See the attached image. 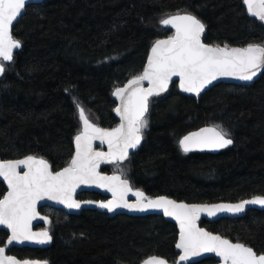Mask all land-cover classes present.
I'll return each instance as SVG.
<instances>
[{"label":"trees","instance_id":"trees-1","mask_svg":"<svg viewBox=\"0 0 264 264\" xmlns=\"http://www.w3.org/2000/svg\"><path fill=\"white\" fill-rule=\"evenodd\" d=\"M189 12L205 25L212 45H264V24L247 14L242 0H42L26 5L12 26L21 42L10 62L0 61V159L45 158L52 171L66 167L81 131L76 102L104 129L117 127L113 91L143 72L152 44L173 35L160 20ZM142 144L118 172L148 197L166 195L198 203L238 201L264 195V69L251 84L218 82L200 95L175 82L149 98ZM93 123V124H94ZM221 125L233 140L217 153L183 152L190 130ZM6 186L0 180V198ZM80 199H98L94 192ZM52 236L47 248L10 247L18 258L47 264H141L152 255L177 259V228L162 215L116 214L94 209L67 214L44 206ZM200 225L264 253V209L235 218L201 219ZM44 226V227H45ZM42 226H39L41 228ZM8 233L0 229V247ZM214 257L192 264H215Z\"/></svg>","mask_w":264,"mask_h":264},{"label":"snow or ice","instance_id":"snow-or-ice-1","mask_svg":"<svg viewBox=\"0 0 264 264\" xmlns=\"http://www.w3.org/2000/svg\"><path fill=\"white\" fill-rule=\"evenodd\" d=\"M249 15L264 22V0H242ZM27 0H0V61H12L13 50L21 42L12 35L13 22L26 8ZM161 25L175 29L174 35L156 40L147 57L143 72L133 76L124 87H116L112 95L119 101L114 109L120 117V124L112 129H103L91 123L84 107L76 102L82 130L75 136V154L67 167L53 172L49 163L33 155L23 159L0 160V177L7 184V192L0 198V225L10 235L7 243L25 240L47 243L51 240L47 231L33 233L31 221L36 217V203L47 198L56 200L68 208H80V201L73 199V193L80 184H95L112 193L108 201H84L96 203L109 212L122 207L144 211L159 209L165 216L172 217L179 225V239L175 247L180 250L179 261L201 253H214L221 264H264V253L257 254L252 247L232 242L220 235H214L197 226L200 214L206 212L215 216L219 212L240 213L245 205L264 206V195H257L236 204H186L167 196L150 198L140 190L133 191L128 180L120 176H103L97 171L102 161L120 162L127 159L129 149H134L142 140V130L147 127L146 114L149 98L168 90L173 77L179 78L183 92L199 95L203 89L218 77H233L251 81L264 68V45L248 44L246 47H229L205 44L201 37L205 25L197 16L177 13L162 18ZM5 70L0 63V74ZM147 81L148 87L143 86ZM100 140L108 145V151L93 149V141ZM185 153L193 149H222L233 143L230 134L221 125L201 128L190 132L178 141ZM23 169V171H20ZM129 192L137 198L129 203ZM179 261L177 264H179ZM0 264H46L33 260H18L6 256L0 247ZM142 264H167L157 256H150Z\"/></svg>","mask_w":264,"mask_h":264},{"label":"water","instance_id":"water-1","mask_svg":"<svg viewBox=\"0 0 264 264\" xmlns=\"http://www.w3.org/2000/svg\"><path fill=\"white\" fill-rule=\"evenodd\" d=\"M40 1H42V0H27V4H26V5H28V4H30V3L40 2ZM244 8H245V7H244ZM245 10H246V8H245ZM23 11H24V10H22L21 15L23 14ZM246 12H247V10H246ZM181 14H182V13H181ZM247 14H248V12H247ZM21 15H20V16H21ZM248 15H249V14H248ZM20 16H18V18H19ZM249 16H251V15H249ZM251 17H253V16H251ZM18 18H17V19H18ZM254 18H256V17H254ZM256 19H257V18H256ZM14 23H15V21L13 22V24H14ZM263 24H264V22H263ZM174 32H175V29H174V31H173V35H174ZM202 36H203V34H202ZM167 38H168V37H164V38H161V39H158V40H163V39H167ZM201 39H202V41H203L205 44H210V43H206V42L204 41L203 37H201ZM210 45H212V44H210ZM213 46H215V45H213ZM236 48H240V47H236ZM18 49H19V48H18ZM18 49H14V50H13V53H15ZM150 50H151V48H150ZM150 50H149V53H150ZM149 53H148V54H149ZM4 62L7 63V62H9V61H4ZM146 63H147V59H146ZM146 63H145V64H146ZM263 69H264V68H262V69L257 73V75H256L255 77H253V79H252L251 81H242V80H239V79H236V78H233V77H218V78H217L216 80H214L211 84H209L205 89H203V90L201 91V93L205 92L207 89H209L211 86L215 85V84L218 83V82H226V83H231V84H251V83H253V82L259 77V75H260V73L262 72ZM1 75H2V74H0V76H1ZM173 82H175L176 85H177L178 88H179V78H178V77H173L172 82L169 83V87L171 86V84H172ZM125 84H127V81H126L124 84H122V85H120V86H118V87H124ZM143 86H144L145 88L148 87V83H147V81H144V82H143ZM169 87H168V89H169ZM114 90H115V89H114ZM179 90H180V88H179ZM180 91H181V90H180ZM181 92L184 93V94H187V95H191V96H192V95H193V96L196 95L195 93H187V92H183V91H181ZM201 93H200V94H201ZM200 94H199V95H200ZM113 99H114V101H115V108H116V107L119 105L120 101H119L115 96H113ZM114 112H115V111H114ZM115 115H116V117H117V119H118V121H119V124H120V117L116 114V112H115ZM119 124H118V125H119ZM95 125H96V124H95ZM118 125H117V126H118ZM96 126L102 128V127L99 126V125H96ZM212 126H215V125H212V124H206V125L200 126V127L196 128V129L190 130L189 132L185 133L183 136L187 135V134L190 133V132H196V131H199V129H201V128L212 127ZM82 127H83V126H82ZM103 129H104V128H103ZM81 130H82V128H81ZM183 136H182V137H183ZM182 137H181V138H182ZM181 138H180V139H181ZM231 139H232V138H231ZM142 141H143V138H142L140 144L137 145L136 148H134V149H129V155H128V157H129L130 155H132V153H133L135 150H137V149L141 146ZM232 144H233V143H232ZM232 144L229 145V146H227V147H225V148H222V149H208V148H205V149H193V150H191V151H189V152H209V153H217V152H219V151H221V150H223V149H227L228 147H231ZM93 149L96 150V151L107 152V151H108V145H107L106 143H101L100 140H94V141H93ZM180 149H181V148H180ZM74 154H75V141H74ZM74 154H73V155H74ZM36 157H38V158H43V157H40V156H36ZM23 158H24V157H23ZM23 158H20V159H23ZM43 159H45V158H43ZM0 160H5V159H0ZM15 160H17V159H15ZM45 160H46V159H45ZM46 161H47V160H46ZM47 162H48V161H47ZM121 162H123V161H120V162H114V163H121ZM48 163H49V162H48ZM108 163H110V162L102 161V162L99 164V167L97 168V171L100 173V175H103V176H113V175H117V176H120L121 179H124V178L122 177V175H121L120 173H118V172H115V173H112V172H109V173L101 172V171H100V168H101L102 166L108 164ZM49 165H50V163H49ZM67 166H68V165H67ZM67 166H66V167H67ZM50 169H51V165H50ZM62 169H63V168H62ZM62 169H60V170H62ZM60 170H57V171H60ZM20 171H23V169H20ZM51 171H52V169H51ZM53 172H54V171H53ZM55 172H56V171H55ZM0 180H1V181L4 183V185L6 186V192H7V184H6V182L3 180L2 177H0ZM129 184H130V183H129ZM130 186H131V185H130ZM131 188H132L133 191H135V190H140V189H137V188H133L132 186H131ZM140 191H142V190H140ZM6 192H5V193H6ZM82 192H94V193L99 194V195H100V198H98V199H80V198H78V195H79V193H82ZM142 192H144V191H142ZM144 193H145V192H144ZM145 195L147 196L146 193H145ZM159 196H166V195H159ZM156 197H157V196H156ZM167 197H168L169 199H172V200L177 201V203L183 202V203H186V204H236V203H239L240 201H243V200H249V199L252 198V197H250V198L241 199V200H238V201H222V202H216V203H198V202H186V201L176 200V199H174V198H172V197H169V196H167ZM1 198H3V196H2ZM150 198H155V197H150ZM73 199L82 202L80 208H78V209H77V208H68V207H66L64 204L59 203V202L56 201V200H49V199H47V198H44V199H42V200L37 201V203H36V212H37V215H36V217L31 221V225H30V227H31V231H32L33 233H39V232H42V231H47V232H48V230L44 229L43 227H44L45 225H48V224H49V222H50V217H49L48 215H46V214L41 213V212H40V208H41V207H44V206H49V207H51V208L61 209V210H63L64 212H66L67 214H78V213H80L82 210H85V209H94V210H98V211H100V212H103V213L109 215L110 217H112V216H114V215H116V214H119V213H124V214H128V215H138V216H143V215H148V214H158V215H162L166 220L171 221V222H173V223L176 225V228H177V240L179 239V225L177 224V222H176V220H175L174 218L169 217V216H165V215L163 214V211H162V210H159V209H146V210H144V211H140V210H130V209H127V208L119 207V208H116V209H114L113 211L109 212L107 209L100 208L96 203H83L84 201H94V202H96V201H108V200L113 199L112 193H111L110 191H108L106 188L99 187V186H97V185H95V184H80V185L75 189V192L73 193ZM126 199H127V201H128L129 203H135V201H136L137 198L132 194V192H129V193L127 194V196H126ZM252 207H254V208H260V209H264V206H261V205L248 204V205H245V210H244L243 212H240V213L219 212V213H217L215 216H209L206 212H203V213L200 214V217H199V219L197 220L196 223H197V226H198L199 228H202V229H204L205 231L210 232V233H212V234H214V235H220L219 233L212 232V231L206 229L205 227H203L202 225H200V220H201V219H206V220H210V221H211V220H216V219H219V218H222V217L235 218V217H238V216H240V215H243L247 210H249V209L252 208ZM39 226H42V227L39 228ZM0 229H4L5 231H7L8 235H10L9 230H8L5 226L0 225ZM48 234H49V236L51 237V240L48 241L47 243H37V242H35V241H28V240H25V241H23V242H16V241H13L11 244H8L7 241H6V245H5V246H2V247L5 249V255H6V256H14V257H16L18 260H33V261L46 262L45 260H41V259H31V258L21 259V258H18L17 256H15V255H13V254H8V253L6 252V250H7V248H10V247L47 248V247L51 244V241H52V236H51V234H50L49 232H48ZM220 236H222V235H220ZM222 237H223V238H226V239H229V238L224 237V236H222ZM177 240H176V242H177ZM229 240H230V239H229ZM231 241H232V240H231ZM232 242L236 243L235 241H232ZM239 243H241V242H239ZM246 246H247V245H246ZM176 251H177V253H178V256H177L176 261H174V262H170V261L166 260L165 258L159 256V255H152V256H157V257H160V258L165 259V260L167 261V264H177V262L179 261V255H180L181 253H180V250L177 249V248H176ZM261 254H262V253H261ZM149 257H150V256H149ZM207 257H214L215 260H216V263H215V264H221L220 258H219V257H216L214 253H201V254L198 255V256H191V257H189L186 261H179V264H192V263H196V262H198V261H200V260H202V259H204V258H207ZM147 258H148V257H147ZM147 258H146V259H147ZM143 261H144V260H143ZM46 264H47V262H46ZM141 264H142V263H141Z\"/></svg>","mask_w":264,"mask_h":264},{"label":"rangeland","instance_id":"rangeland-1","mask_svg":"<svg viewBox=\"0 0 264 264\" xmlns=\"http://www.w3.org/2000/svg\"><path fill=\"white\" fill-rule=\"evenodd\" d=\"M169 27H171V26L169 25ZM173 30H174V29H173ZM88 119H89V121H90L91 123H94L93 120H92L91 118H88ZM94 124H95V123H94ZM44 229L47 230L48 228L45 226Z\"/></svg>","mask_w":264,"mask_h":264}]
</instances>
